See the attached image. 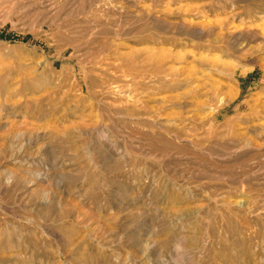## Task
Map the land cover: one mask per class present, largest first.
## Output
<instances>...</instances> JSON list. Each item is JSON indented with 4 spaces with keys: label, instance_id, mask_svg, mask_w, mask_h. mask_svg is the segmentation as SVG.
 Instances as JSON below:
<instances>
[{
    "label": "rangeland",
    "instance_id": "rangeland-1",
    "mask_svg": "<svg viewBox=\"0 0 264 264\" xmlns=\"http://www.w3.org/2000/svg\"><path fill=\"white\" fill-rule=\"evenodd\" d=\"M11 232L0 264H264V0H0Z\"/></svg>",
    "mask_w": 264,
    "mask_h": 264
},
{
    "label": "bare ground",
    "instance_id": "bare-ground-1",
    "mask_svg": "<svg viewBox=\"0 0 264 264\" xmlns=\"http://www.w3.org/2000/svg\"><path fill=\"white\" fill-rule=\"evenodd\" d=\"M8 182H10L8 180ZM12 233H9L4 239L0 240V243L1 245H9L10 243H12ZM167 237V236H166ZM168 240V239H167ZM162 241V240H161ZM164 241V240H163ZM166 241V240H165ZM169 241V240H168ZM11 245V244H10ZM154 246V243L152 242H149L148 243V248L151 249L152 247ZM167 245H165L166 247ZM164 248V247H162ZM214 251V250H213ZM231 246L230 245H227L224 247V252H225V263L226 264H239L240 261H243L244 260V263H248L249 260H248V257L250 255V252L249 250H243L242 252L239 251V252H236V253H233L231 252ZM220 253V251H219ZM82 256H83V259L82 261H92V262H99V259L97 258H93V257H86L85 256V253H82ZM213 257V256H212ZM220 258V257H219ZM213 259V258H212ZM242 259V260H241ZM214 260V259H213ZM212 260V261H213ZM88 261V262H89ZM103 262V261H102ZM97 264V263H96ZM211 264V263H210Z\"/></svg>",
    "mask_w": 264,
    "mask_h": 264
}]
</instances>
